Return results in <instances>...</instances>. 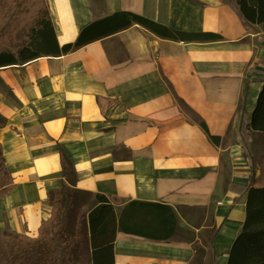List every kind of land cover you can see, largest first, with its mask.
Listing matches in <instances>:
<instances>
[{"label": "crops", "instance_id": "0c3cea01", "mask_svg": "<svg viewBox=\"0 0 264 264\" xmlns=\"http://www.w3.org/2000/svg\"><path fill=\"white\" fill-rule=\"evenodd\" d=\"M49 5L61 45L120 11L221 38L179 41L135 24L63 55L0 68V112L7 121L0 144L16 183L0 198V228L38 235L50 215L48 191L62 178L61 146L75 165L76 188L107 196L117 214L131 201L175 212L170 239L118 231L114 264H227L246 219L242 187L264 186V133L252 132L245 156L239 129L264 83L263 26L248 31L222 0ZM199 120L221 137L218 145ZM96 204L92 197L86 209ZM162 221L171 229V215Z\"/></svg>", "mask_w": 264, "mask_h": 264}, {"label": "trees", "instance_id": "16d2710c", "mask_svg": "<svg viewBox=\"0 0 264 264\" xmlns=\"http://www.w3.org/2000/svg\"><path fill=\"white\" fill-rule=\"evenodd\" d=\"M222 1L236 10L248 31H256L258 24L264 29V0ZM135 24L162 38L179 41L221 38L212 32L175 30L144 15L120 11L87 25L74 42L61 45L48 0H0V68L21 67L43 56L63 55ZM6 124L0 112V127ZM199 124L208 139L218 145L221 137L212 135L204 120H199ZM239 129L243 153L249 156L252 132L264 133V83L252 114L249 119H241ZM59 150L63 171L60 185L49 190L44 201L50 215L43 219L37 236L0 228V264H114L118 231L155 240H167L176 234V215L168 205L131 201L117 214L107 196L76 188L75 165L61 146ZM250 167L251 182L256 172L253 160ZM15 185L0 144V198L7 196ZM242 190L247 191L246 219L233 242L227 264H264V186L248 183ZM84 195L86 200L78 204L79 197ZM90 197L97 204L88 210ZM166 213L173 219L171 229L162 221ZM149 216L152 219H147ZM209 251L213 252L212 247Z\"/></svg>", "mask_w": 264, "mask_h": 264}, {"label": "rangeland", "instance_id": "374dc122", "mask_svg": "<svg viewBox=\"0 0 264 264\" xmlns=\"http://www.w3.org/2000/svg\"><path fill=\"white\" fill-rule=\"evenodd\" d=\"M48 1H49V0H48ZM49 6H50V5H49ZM190 116H191V115H190ZM191 117H193V116H191ZM86 198H87V196H85V195H84V196H80V197H79L78 204H81L82 202H84V201L86 200ZM91 199H92V197L89 198V200H91ZM93 199H94V198H93ZM198 213H199L200 216H203V211H202V210L199 209V210H198Z\"/></svg>", "mask_w": 264, "mask_h": 264}]
</instances>
